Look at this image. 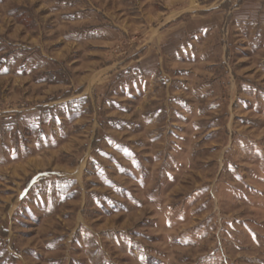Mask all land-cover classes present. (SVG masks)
<instances>
[{
    "label": "rangeland",
    "instance_id": "1",
    "mask_svg": "<svg viewBox=\"0 0 264 264\" xmlns=\"http://www.w3.org/2000/svg\"><path fill=\"white\" fill-rule=\"evenodd\" d=\"M0 264H264V0H0Z\"/></svg>",
    "mask_w": 264,
    "mask_h": 264
}]
</instances>
